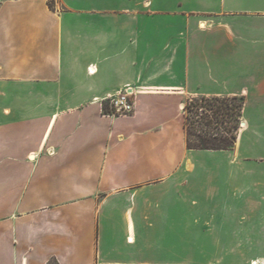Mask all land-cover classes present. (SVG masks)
<instances>
[{"label": "crops", "instance_id": "obj_1", "mask_svg": "<svg viewBox=\"0 0 264 264\" xmlns=\"http://www.w3.org/2000/svg\"><path fill=\"white\" fill-rule=\"evenodd\" d=\"M203 96L232 149L189 147ZM0 264H264V0H0Z\"/></svg>", "mask_w": 264, "mask_h": 264}, {"label": "trees", "instance_id": "obj_2", "mask_svg": "<svg viewBox=\"0 0 264 264\" xmlns=\"http://www.w3.org/2000/svg\"><path fill=\"white\" fill-rule=\"evenodd\" d=\"M244 100L239 97H193L185 107V129L192 149L229 150L237 141Z\"/></svg>", "mask_w": 264, "mask_h": 264}, {"label": "built area", "instance_id": "obj_3", "mask_svg": "<svg viewBox=\"0 0 264 264\" xmlns=\"http://www.w3.org/2000/svg\"><path fill=\"white\" fill-rule=\"evenodd\" d=\"M109 100L112 108V114L110 115L128 116L135 111L136 93L131 89H126L120 95L114 96Z\"/></svg>", "mask_w": 264, "mask_h": 264}, {"label": "rangeland", "instance_id": "obj_4", "mask_svg": "<svg viewBox=\"0 0 264 264\" xmlns=\"http://www.w3.org/2000/svg\"><path fill=\"white\" fill-rule=\"evenodd\" d=\"M190 98H193V97H187L185 100H184V103H183V108H182V115H183V118H184V123L186 121V116H185V107L187 106V104L189 103V99ZM104 113L106 114H112V108H111V101L108 100L107 102L104 103ZM242 127V122H241V125ZM240 127V129H241Z\"/></svg>", "mask_w": 264, "mask_h": 264}, {"label": "water", "instance_id": "obj_5", "mask_svg": "<svg viewBox=\"0 0 264 264\" xmlns=\"http://www.w3.org/2000/svg\"><path fill=\"white\" fill-rule=\"evenodd\" d=\"M242 125H243V123H242Z\"/></svg>", "mask_w": 264, "mask_h": 264}]
</instances>
